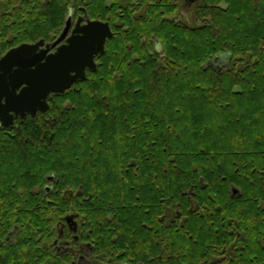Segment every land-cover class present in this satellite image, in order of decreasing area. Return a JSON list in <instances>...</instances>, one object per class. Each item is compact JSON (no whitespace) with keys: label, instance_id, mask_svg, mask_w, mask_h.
I'll return each instance as SVG.
<instances>
[{"label":"trees","instance_id":"16d2710c","mask_svg":"<svg viewBox=\"0 0 264 264\" xmlns=\"http://www.w3.org/2000/svg\"><path fill=\"white\" fill-rule=\"evenodd\" d=\"M84 3L99 17L104 0H0V56ZM129 17L84 80L0 124V264H72L79 190V239L104 262L264 264V0Z\"/></svg>","mask_w":264,"mask_h":264},{"label":"water","instance_id":"95a60500","mask_svg":"<svg viewBox=\"0 0 264 264\" xmlns=\"http://www.w3.org/2000/svg\"><path fill=\"white\" fill-rule=\"evenodd\" d=\"M70 22L71 17L52 44L57 45L53 52L50 44L44 47L45 40L41 39L12 47L0 56L1 125L9 126L15 118L45 111L50 93L64 92L78 80H84L87 69L96 68V57L113 36L109 23L95 19L81 24L79 19L66 37ZM232 191L236 193L237 189ZM72 218L66 217L68 222Z\"/></svg>","mask_w":264,"mask_h":264},{"label":"flooded vegetation","instance_id":"af4514ba","mask_svg":"<svg viewBox=\"0 0 264 264\" xmlns=\"http://www.w3.org/2000/svg\"><path fill=\"white\" fill-rule=\"evenodd\" d=\"M197 3L198 0H104L103 7H97L95 11V14L99 16L97 18L88 17L91 15H89V8L87 9V6L85 4L75 5V7H69L66 15L67 18L58 37L66 27V22L70 17L71 22L67 30L66 37L72 33V30L74 29L79 19H81V24L86 23L87 20L95 19L108 22L113 33L117 28L126 29V27L123 25L126 22V18L129 16L131 22L152 21L161 16L162 18L169 17L177 20L184 19L189 23L191 14H193L194 6ZM100 16L105 17L101 18ZM58 37L49 41L45 40L44 47L46 44H50V52H53L56 49L57 45L52 47V44L55 42V40L58 39ZM62 42H65V40H63ZM53 179L54 178H49L50 181H52ZM81 194L82 192L79 190L74 195V202H76L75 210L73 212L67 213L63 217V220L60 223L61 228L59 235H63V230L65 228H68L71 231V236L74 237V241L77 242V244L73 246L72 264H109L107 262H104V260L99 258V256H95L94 254L90 253L93 248L91 247L89 242L81 241L79 239L78 232L80 228L82 227L84 229L88 227L84 223V215H82L80 211L81 209L78 208L79 196ZM68 215H72L73 217L69 220V222L66 219ZM57 244H59V247H70L69 241L66 240L57 242Z\"/></svg>","mask_w":264,"mask_h":264},{"label":"rangeland","instance_id":"374dc122","mask_svg":"<svg viewBox=\"0 0 264 264\" xmlns=\"http://www.w3.org/2000/svg\"><path fill=\"white\" fill-rule=\"evenodd\" d=\"M85 4V3H84ZM87 6V5H86ZM88 17H90V18H94V17H92V16H88ZM76 18V17H75ZM193 22V19H192V14H191V19H190V22L189 23H192ZM229 56H228V54L226 53V52H222V53H220V54H218L215 58H214V60L212 61V62H210V63H213V64H215L216 66H222V65H224L225 64V59H227ZM85 160H87L86 158H85ZM85 160H83V161H85ZM152 185H153V183H152ZM140 186H141V184H140Z\"/></svg>","mask_w":264,"mask_h":264}]
</instances>
